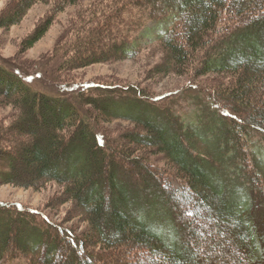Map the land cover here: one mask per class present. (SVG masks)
Listing matches in <instances>:
<instances>
[{
	"label": "trees",
	"instance_id": "16d2710c",
	"mask_svg": "<svg viewBox=\"0 0 264 264\" xmlns=\"http://www.w3.org/2000/svg\"><path fill=\"white\" fill-rule=\"evenodd\" d=\"M40 1L21 0L1 27ZM113 10L66 43L63 70L163 46L158 72L195 77L167 95L106 81L54 95L0 57V93L18 109L0 130V186L58 181L92 224L81 235L0 202V264H264V0H122ZM151 20L162 24L154 41L134 39ZM189 93L206 105L191 119L176 105ZM116 120L133 127L117 137L103 126Z\"/></svg>",
	"mask_w": 264,
	"mask_h": 264
},
{
	"label": "rangeland",
	"instance_id": "374dc122",
	"mask_svg": "<svg viewBox=\"0 0 264 264\" xmlns=\"http://www.w3.org/2000/svg\"><path fill=\"white\" fill-rule=\"evenodd\" d=\"M20 1L0 0V24L9 13L18 7ZM121 7L122 0L40 1L27 12V16L20 24L11 27L0 25V57L4 62L23 69L37 89L54 95H67L66 93L71 92L72 87L79 90L77 85L90 81L140 85L144 86L143 88H150L157 94L166 95L173 91L184 90L195 77V72L191 71L184 75L178 72L170 74L158 72L159 66L167 59V52L163 46L152 47L135 59L95 62L88 66L80 63L78 68L63 70L66 65L65 61L70 56H66L67 50L65 52L62 50L66 43L70 40L77 42L83 32L89 33L108 12L114 11V8L121 9ZM128 15L131 17L130 14ZM158 23L151 20L139 33L131 34L135 36L134 39L140 38L145 42H152L162 30V24ZM49 28L51 29L47 36L35 47H31L32 40ZM99 44L97 45L98 50L103 46ZM106 51V54L112 52ZM73 52L72 50L70 54L72 55ZM252 55H249V58L253 57ZM220 76L222 75L214 74L202 77L200 80L212 84L219 81ZM227 80L231 82L232 78ZM176 100L180 114L189 119L195 117L206 106L204 101L194 93L183 94ZM17 113L16 106L7 102L0 93V130L2 125H12ZM103 126L117 137H121L133 127V123L116 120L105 122ZM257 141L259 150L264 155V136H257ZM163 157L162 154L155 156L162 166L173 169L166 164ZM0 202L22 203L30 208L44 210L56 221L65 223L81 235L92 228L88 217L82 216L78 204L72 201V197L67 194L66 185L58 181L46 182L44 186L29 188L4 184L0 186ZM3 264L29 263L23 259Z\"/></svg>",
	"mask_w": 264,
	"mask_h": 264
},
{
	"label": "snow or ice",
	"instance_id": "6c2138e0",
	"mask_svg": "<svg viewBox=\"0 0 264 264\" xmlns=\"http://www.w3.org/2000/svg\"><path fill=\"white\" fill-rule=\"evenodd\" d=\"M262 247H264V246H262Z\"/></svg>",
	"mask_w": 264,
	"mask_h": 264
}]
</instances>
